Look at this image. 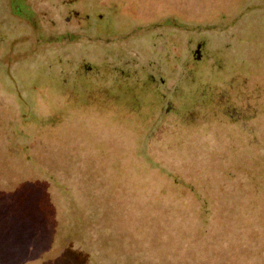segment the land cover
Segmentation results:
<instances>
[{
	"label": "rangeland",
	"instance_id": "obj_1",
	"mask_svg": "<svg viewBox=\"0 0 264 264\" xmlns=\"http://www.w3.org/2000/svg\"><path fill=\"white\" fill-rule=\"evenodd\" d=\"M7 6L0 0V203L6 207L0 249L24 232L28 241L44 232L40 220L50 209L61 222L48 223L54 239L46 242L53 241L52 257H60L53 264H65L70 204L78 201L80 221L91 223L97 218L87 219L91 209L128 212L133 175L142 172L132 163L134 147L178 134L177 116H164V103L169 93L190 96L185 81L192 79L199 93L182 109L183 122H208L214 131L235 120L239 133L241 112L264 110V0H80L65 9V26L58 14V28L38 33ZM173 54L179 77L165 73L175 67ZM190 68L193 78L186 77ZM167 80L177 84L175 92L169 86L165 94ZM145 100L148 106L138 102Z\"/></svg>",
	"mask_w": 264,
	"mask_h": 264
},
{
	"label": "trees",
	"instance_id": "obj_2",
	"mask_svg": "<svg viewBox=\"0 0 264 264\" xmlns=\"http://www.w3.org/2000/svg\"><path fill=\"white\" fill-rule=\"evenodd\" d=\"M201 47L200 43L196 46L199 50ZM169 48L180 53L178 47ZM173 55L171 62L175 66L178 56ZM175 68L165 73L168 76L176 73L179 77ZM194 72L190 68L186 77L193 78ZM157 81L164 85L163 79ZM165 83V94L169 86L176 91L173 80ZM185 84L187 91H191L190 96L176 94L175 97L169 93L171 100L168 98L164 103V116H177L172 126L178 134L167 141L144 142L137 151L134 147L132 163L142 172L136 171L133 175L137 186L129 187L128 212L121 207L91 209L87 219L97 216L95 223H91L80 221L78 201L69 205L74 216L65 219L63 227L65 264H264V110L260 114L241 112L237 117L239 133L233 129L235 120L218 125L214 131L208 122V127L183 122L179 116L182 109L199 93V89L193 93L192 79ZM143 96L150 101L160 99L159 94L153 98ZM133 99L127 98L126 103ZM138 102L149 105L146 100ZM235 118L231 115V119ZM159 127L157 124L147 134L153 136ZM126 128L130 130V126ZM211 133L216 137L209 140L207 135ZM130 144L129 149L133 151V142ZM84 190L88 193L97 189L86 187ZM83 198L92 200L87 194ZM46 202L48 208L50 203ZM4 210L5 205L0 203L2 214ZM44 211L46 216L43 213L44 219L40 220L44 232L39 229V235L31 234L33 239L29 241L28 233L24 232L27 234L11 241L6 250L1 248L0 263L5 258L9 264H53L60 259L52 257L53 241L46 240L52 237L47 225L61 219L53 216L50 209ZM21 226L22 230H29L25 223ZM61 240L64 238L60 237Z\"/></svg>",
	"mask_w": 264,
	"mask_h": 264
},
{
	"label": "flooded vegetation",
	"instance_id": "obj_3",
	"mask_svg": "<svg viewBox=\"0 0 264 264\" xmlns=\"http://www.w3.org/2000/svg\"><path fill=\"white\" fill-rule=\"evenodd\" d=\"M7 1H8L7 7L9 8L10 15L17 18L18 22L20 21L21 23H27V26H29L30 31L31 32L36 31V33L40 32L37 31L38 28L41 30L43 27L58 28L56 27L58 26L57 21H54L55 17L56 20L59 19L58 14L60 15V19L65 26L66 21H69L67 17L65 18V13H66L65 9L67 8L68 5H71V3L80 2V0H7ZM51 6H53V8H51ZM34 16H36L35 20H34ZM37 25H40V27H37ZM11 30L12 29L9 27L7 31H11ZM32 37L33 36L30 37V40ZM25 39L29 40L26 37Z\"/></svg>",
	"mask_w": 264,
	"mask_h": 264
}]
</instances>
